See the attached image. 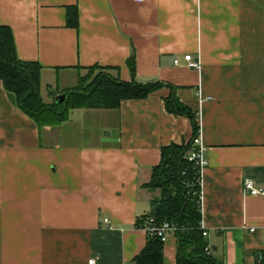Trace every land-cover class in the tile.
<instances>
[{"label": "crops", "instance_id": "0c3cea01", "mask_svg": "<svg viewBox=\"0 0 264 264\" xmlns=\"http://www.w3.org/2000/svg\"><path fill=\"white\" fill-rule=\"evenodd\" d=\"M74 9L77 28L67 24ZM0 25L19 60L42 67V96L94 66L174 87L116 110L75 109L39 129L0 81V264H133L161 148L193 134L188 118L165 110L171 93L194 114L205 147L209 244L223 264L264 263V196L243 191L246 179L264 191V0H0ZM163 257L176 262L173 235Z\"/></svg>", "mask_w": 264, "mask_h": 264}, {"label": "trees", "instance_id": "16d2710c", "mask_svg": "<svg viewBox=\"0 0 264 264\" xmlns=\"http://www.w3.org/2000/svg\"><path fill=\"white\" fill-rule=\"evenodd\" d=\"M73 15V19L68 18L67 24L77 28L76 9L73 10ZM126 66L133 77V57L127 60ZM92 69L114 70L97 66L82 70ZM41 71L42 67L37 63L22 62L17 58L10 28L0 25V81L3 88L14 95L20 111L39 129L66 122L70 112L75 109L116 110L122 101L146 99L163 86L174 90V87L158 82L139 84L103 76L87 84L79 79L74 89H67L61 103L53 101L48 104L40 95ZM164 107L170 114L188 118L193 134L187 143L161 148L160 162L152 168L150 180L144 185V188L157 192L158 195L150 201L149 214L135 223L136 228L146 230V243L132 262L164 264V242L149 230L168 223L176 227L173 234L176 241L175 264H223L217 251H213L209 244L208 237L202 235L200 170L194 162L188 160L193 150L192 140L198 132L194 114L173 93L164 99ZM148 218L152 219V223L146 221ZM206 248H209V252Z\"/></svg>", "mask_w": 264, "mask_h": 264}, {"label": "built area", "instance_id": "2783aa9c", "mask_svg": "<svg viewBox=\"0 0 264 264\" xmlns=\"http://www.w3.org/2000/svg\"><path fill=\"white\" fill-rule=\"evenodd\" d=\"M145 0H134L136 3H142ZM183 60L185 62V66L188 69H194L197 70L200 67V64L197 60L193 59L191 55H185L183 57ZM174 64L177 65L179 64V60H175ZM192 145H193V150L188 156V160L191 162H194V164L198 167V169L201 170L206 166L207 162L204 158V151L205 147L202 145L201 140H200V132L198 130L197 135L193 138L192 140ZM243 191L246 193H249L251 195H262L264 196V191L258 190L254 188L252 182L248 179L244 180L243 182ZM148 223H152V219L148 218L146 220ZM104 224L108 226L109 221L104 220ZM145 230V229H143ZM150 233L155 234L157 237L161 239L162 242H165L171 235L174 234L176 231V227L173 225H170L168 223H163L161 226L158 227H153L150 228ZM254 229H250V232H253ZM146 232V230H145ZM204 237H208L207 231L203 230ZM206 251L209 252V248H206ZM88 264H96L95 259H90L88 260Z\"/></svg>", "mask_w": 264, "mask_h": 264}, {"label": "rangeland", "instance_id": "374dc122", "mask_svg": "<svg viewBox=\"0 0 264 264\" xmlns=\"http://www.w3.org/2000/svg\"><path fill=\"white\" fill-rule=\"evenodd\" d=\"M105 77V78H111V79H118L116 77V73L113 70H109V69H92V70H78V77H76V75H74V77L72 78L73 83L71 84V87H68V90L74 89L77 85H78V80L82 79L84 83H91L93 80H95L96 78H101V77ZM67 89L61 90V91H56L54 88H48L47 89V97L42 96L41 95V85H40V95L43 98V100L50 104L53 103L55 97L57 95H64L67 94Z\"/></svg>", "mask_w": 264, "mask_h": 264}, {"label": "water", "instance_id": "95a60500", "mask_svg": "<svg viewBox=\"0 0 264 264\" xmlns=\"http://www.w3.org/2000/svg\"><path fill=\"white\" fill-rule=\"evenodd\" d=\"M64 99H65V95H57V96L55 97V101H56L57 103H61ZM215 250H216L215 247H213V251H215Z\"/></svg>", "mask_w": 264, "mask_h": 264}]
</instances>
